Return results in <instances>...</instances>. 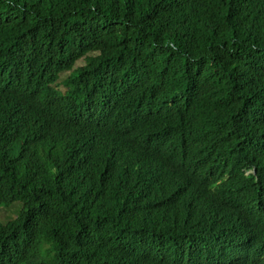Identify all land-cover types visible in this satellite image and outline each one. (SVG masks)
<instances>
[{
  "label": "trees",
  "instance_id": "obj_1",
  "mask_svg": "<svg viewBox=\"0 0 264 264\" xmlns=\"http://www.w3.org/2000/svg\"><path fill=\"white\" fill-rule=\"evenodd\" d=\"M13 204L0 264H263L264 0H0Z\"/></svg>",
  "mask_w": 264,
  "mask_h": 264
},
{
  "label": "water",
  "instance_id": "obj_2",
  "mask_svg": "<svg viewBox=\"0 0 264 264\" xmlns=\"http://www.w3.org/2000/svg\"><path fill=\"white\" fill-rule=\"evenodd\" d=\"M192 148H188L186 149L184 152H182L177 158H175L174 160H172L167 168L161 169L158 173L159 177L163 180V181H172L173 179V171H172V167L175 165L176 162L182 161L184 159L189 158L190 156H192ZM248 172H252V171H248ZM249 174V173H248ZM259 216H261L263 218L262 215L260 214H255V218L256 221L259 218ZM264 255V254H263ZM257 263V262H256ZM258 264V263H257ZM264 264V263H263Z\"/></svg>",
  "mask_w": 264,
  "mask_h": 264
},
{
  "label": "rangeland",
  "instance_id": "obj_3",
  "mask_svg": "<svg viewBox=\"0 0 264 264\" xmlns=\"http://www.w3.org/2000/svg\"><path fill=\"white\" fill-rule=\"evenodd\" d=\"M84 65V60H80L76 63L75 68L78 66H82ZM65 75L62 76V78H64ZM60 82V81H59ZM60 89H63L64 86L63 84H61L60 82ZM18 204V203H16ZM16 204L11 205L10 207H0V222H7L8 220L12 219L15 214L16 211L18 210V206Z\"/></svg>",
  "mask_w": 264,
  "mask_h": 264
},
{
  "label": "bare ground",
  "instance_id": "obj_4",
  "mask_svg": "<svg viewBox=\"0 0 264 264\" xmlns=\"http://www.w3.org/2000/svg\"><path fill=\"white\" fill-rule=\"evenodd\" d=\"M198 176H199V177H202V175H198ZM210 177H211V176H210ZM210 177H209V178H210ZM256 206H257V205H255L253 208H257ZM204 226H205V224H204ZM231 248H232V250L234 249L233 247H231ZM236 256H237V255H235V256L233 257V258H234V262H233V264L236 263ZM241 256H243V255H241ZM259 256H260V255H259ZM263 256H264V255H263ZM246 257H248V259H250V258H251V254L248 253V254L246 255ZM242 258H243V257H241V258H239V259H242ZM243 263H245L244 260H239V264H243Z\"/></svg>",
  "mask_w": 264,
  "mask_h": 264
},
{
  "label": "clouds",
  "instance_id": "obj_5",
  "mask_svg": "<svg viewBox=\"0 0 264 264\" xmlns=\"http://www.w3.org/2000/svg\"><path fill=\"white\" fill-rule=\"evenodd\" d=\"M252 172H254V171H252Z\"/></svg>",
  "mask_w": 264,
  "mask_h": 264
}]
</instances>
